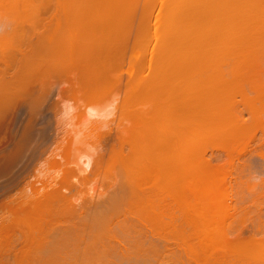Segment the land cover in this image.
Segmentation results:
<instances>
[{
  "label": "bare ground",
  "instance_id": "1",
  "mask_svg": "<svg viewBox=\"0 0 264 264\" xmlns=\"http://www.w3.org/2000/svg\"><path fill=\"white\" fill-rule=\"evenodd\" d=\"M12 1H8V6ZM95 1L91 3L95 8L93 5V8H88L87 2L82 3L84 7L87 5L83 7L85 11L74 5L73 9L64 11L69 5L64 6L62 12L65 16L61 18L68 15L66 19L60 21L56 17L58 15H52L54 20L44 23L40 15L49 10L37 6L44 11H36V5L29 1L26 13L30 17L24 16L25 24L28 22L29 25L20 29V36H27L24 34L26 31H41L37 38L39 43L34 44L35 48L43 49L42 53L38 51L37 58V55L33 56L34 50L27 59L26 56H22L25 60H21L22 57L17 59L19 56H16L15 49L19 52L18 44L22 46L25 42L17 37L18 27L17 30L13 28L16 31L13 35L15 31L10 35L6 33L8 36L4 34L5 37L1 33L0 264H264V259L255 256L258 252H252L264 249V229H261L264 228V217L261 216L264 202L258 199L264 195V180L260 185L249 183L246 186L241 178L245 169L243 163L248 157L250 161L257 157L264 162V72L254 67L260 64L256 56H261L260 49L264 47L262 41L259 44L264 35V0H164L160 8L166 17L163 15L164 21L158 14L160 19L157 18L156 23L154 51L148 59L143 58L144 51H141L139 58L143 59L141 65L144 69L153 63L156 64L150 68H155L140 84L134 71L136 85L132 87L133 100L128 98L132 104L128 106L130 111L122 112L128 125L122 135H100L104 138L100 137L103 152H94L97 158L93 153H79L81 155L74 162L78 170H65L66 164L61 162L64 179L58 190H54L58 183H53L51 192L47 188L38 189L49 191L44 195L41 191L43 196L40 191L30 188L21 203L10 199V193L33 166H38L39 163H35L51 142L49 109L55 111L57 104L62 102L63 111L59 107L58 114L67 118L74 112L72 102L63 100L66 93L73 90L81 93L83 115L85 113L90 120L100 117L104 121V115H110L113 110L112 102L111 106L104 102L103 92L106 85V89H112L119 80L112 78L116 83L109 81L110 86L114 85L109 88V70L113 72L117 67L112 64V70L108 64L109 60L115 59L121 63L122 57L126 56L121 53L127 52L128 43L127 47L123 44L119 48L117 44L127 41L125 37L131 30L124 31L129 23L123 21L128 19L129 22L134 15L130 19L125 16L129 14L125 12L131 7L130 2L124 5L128 7L124 11L127 19L124 13L118 12L122 7H118L119 18H124H121L122 24H127L124 30H120L119 19L116 18L117 24L116 20L113 22L117 13L113 15V11L108 12L110 6L108 10L105 6L109 0L105 3L98 0L102 5ZM106 12L111 13V21L107 14L103 18ZM35 16L41 22L35 21ZM16 18L19 20V16ZM21 18L20 22H24ZM112 22L117 25L116 31ZM119 31H124V35L127 32L125 40L119 37ZM117 37L118 42L115 40ZM136 40L134 38L138 44L142 42H138V37ZM31 41L32 38L27 42ZM134 42L131 54H135L137 43ZM255 48H259L260 54H255ZM143 49L147 51L146 47ZM137 55L130 57L137 60ZM43 58H52V64L48 63L52 75L60 71V67L65 68L64 78L69 85L66 90L56 86L58 91L53 93L47 89L44 93L43 82L39 80L42 86L36 85L38 78L35 81L34 75L42 71L43 68L39 70L37 66L40 67ZM204 59L214 61V66L216 61L227 65L234 62V65L229 71L217 66L213 69L205 66L209 71H203ZM22 61L29 70L24 74L20 66ZM36 61L39 62L37 66ZM116 61H113L114 65ZM198 61L202 62L201 70L195 66ZM133 64L130 65L129 59V66L141 67ZM34 65L37 72L31 70ZM44 67L46 69L42 72L47 71V66ZM52 98L62 101L54 99L57 103L49 105L51 108L46 112L47 108L46 111L42 109L43 101ZM54 113L57 115L56 111ZM75 135L78 136V132ZM79 137L75 139L76 144ZM258 137L260 145L258 149L253 146L256 148L253 150L251 146L256 144ZM51 148L53 152L58 149ZM215 151L223 153L225 159L218 156L219 153L215 156ZM57 153L56 157L63 159ZM43 160L45 163L48 159ZM237 161L240 167L236 165ZM52 163L48 165L53 166ZM259 165L264 170V164ZM53 168L57 169L56 165ZM37 171L40 172L39 169ZM60 171L62 173L63 169ZM78 171L87 175L80 177ZM101 175L107 181L106 189L102 188L104 191L98 192L92 187L87 192L83 189L90 185L91 177ZM246 193L249 198L244 197ZM246 199H249L252 209L240 206ZM9 200L14 202L13 205H9ZM249 214L257 219V222L252 220L257 226H253L255 229L248 238L243 236L238 226L236 230L233 228L236 225L234 221L226 223L234 218L237 224H243ZM243 215H247L246 218ZM14 233L18 235L16 244L13 240L12 245L8 235L12 239L15 238ZM248 246L255 249L245 255L247 251H242L244 248L249 250Z\"/></svg>",
  "mask_w": 264,
  "mask_h": 264
},
{
  "label": "rangeland",
  "instance_id": "2",
  "mask_svg": "<svg viewBox=\"0 0 264 264\" xmlns=\"http://www.w3.org/2000/svg\"><path fill=\"white\" fill-rule=\"evenodd\" d=\"M8 1L9 0H0V36H1V33L4 35H7L6 33H8V35H10V33H12V31H15V30H17V27H18V30H17V33L19 32V35L17 36V35H14V38H17V37H19L21 40L23 39L26 43H28L27 41H30L31 40V38H32V40L33 41H31V42H29L28 44H27V46H26V43L25 42H23L24 44L22 45V46H20V43L18 44V46L17 47H19V49L17 48V50L19 51V52H17L16 51V49H15V52L16 53H18L16 56H19V57H17V59L19 60V59H21L20 57H22V56H26V59H27V57L28 56H30L31 54L30 53H32V54H34V52L36 51V53H35V55H33V56H36L35 58H37V57H39L38 56V53L41 51V50H43L42 48L39 50V48H35L34 47V44L36 45L37 43H39V41L40 40H38L37 41V38H39V35H40V32L41 31H39L38 33H37V31H33V32H24V34L26 33V35L27 36H23V37H26V39L25 38H23V37H21L20 36V29H22V28H28V22H26V24H25V15L27 14L26 13V4L29 2V1H31L30 2V4H32V5H36L35 7V9H36V11L37 10H42V11H48L49 10V12L47 13H45L43 16L42 15H40V17L42 18V23H44V22H50L51 21V19H53L52 18V15H54V16H56V15H58V16H56L57 17V19L58 20H60V21H63V19H66L67 17H68V15H67V17H65V18H61L62 17V15H63V17L65 16L64 15V13L65 12H62L64 9L62 8V7H64V6H68L64 11H69V10H71V9H73L74 7H79L81 10L83 9L84 10V8L85 7H87V5H85V7H84V4H82V3H88V8H90L92 5L94 6L95 4H91L92 3V1L90 0V2H89V0L87 1V0H84V2L81 0L80 2H79V0H77V1H75V0H73V1H75L74 3H72V0H25V2H24V0H16V4H14L15 3V0H13L10 4L11 5H15V6H11L10 4V6H8ZM32 1L34 2V3H32ZM49 1H51V2H49ZM95 1V0H94ZM97 1V2H96ZM95 1V3H99L98 2V0H96ZM102 1H104V3L107 1V0H102ZM115 1H117V2H115ZM124 2H122V0H109V2H107L108 3V5H107V3H105L106 5V7H107V10H108V8H109V6H110V9H109V11L108 12H111V11H113V15L114 14H116V16H115V19L114 18H112V19H114V21L113 22H115V20H116V18H117V20L119 19L121 22H119V20H118V25H120V23H121V26H120V30L122 29V30H124L126 27H128V29H125L124 31H130L129 32V35L127 34V37H125V35H126V33L127 32H125V35H124V31H119L120 32V35H119V37L121 36L122 37V39L123 40H125L124 39V37L126 38V42L125 41H122L121 42V44H120V41H119V39H118V37L117 38H115V40L118 42V48L120 47V46H123V44H124V46L126 45V47H127V44L126 43H128V45H129V48H128V50H127V52H125V50L126 49H124V52L125 53H121V55L122 56H124V54H126V56L125 57H122V59H121V57H120V62L121 63H119L118 61H116V59L115 60H109V66H110V69H112V64H113V67L115 68V67H117V69L116 70H119V71H117L116 72V70H113V72L111 71V70H109L110 72H109V75H110V73H111V75H114V73H117V75H119L120 77H118L117 75V77L115 76H111L110 75V79H108V84H109V81H110V83H112L113 81V83L115 84L116 83V81L115 80H113L112 78H114V79H118L119 80V82L117 83V84H115V87H113L114 85L112 84L111 86H110V84H109V88H112V89H106V87H108V85H106V87H104V94H103V99H104V102L105 103H108V104H110V102H112V105H113V110H112V112H111V114L110 115H108V114H106V116L104 115V117H105V119H104V121H101V120H103V119H100V117H99V119H97V118H93V120H90L86 115H85V113H84V115L86 116H84L83 115V112H84V110H82V109H84V108H81V106L83 105L81 102H80V98H81V96H80V92H78L77 91V89H76V91L77 92H75L73 89V91L72 92H74V93H72V92H70L69 94H67L66 93V95L63 97V100H67V102L69 101V103H71L72 102V106L74 107V112L71 114V116H68L67 118H65L66 116H63V115H60V114H58L59 112V110H60V108L62 109L63 107H61L62 105H61V99L59 100V99H56V98H52V100H47L46 99V101H43V108L42 109H44L45 111H46V108H47V111L46 112H48V108H51V107H48L49 105H55L54 104V102H56L55 100H57V101H60L61 103H58L57 104V106H56V109H55V111L57 112L56 114L57 115H55V111L54 110H52V109H49V114L51 113V115H50V118L48 117V115H46L49 119H50V121H49V123L51 122V120H52V130H50V136H51V142H50V144L47 146V148H46V150L44 151V155L43 156H41L40 157V159L35 163V164H38V166H36L35 165V167L33 166L30 170V173L28 172L27 174H26V176L24 177L25 179H22L21 180V182H20V184L17 186V187H15L14 188V191H12L11 193H10V195H11V200H15V199H17V202H20V201H23L24 199H25V196H28V194H29V192L30 191H28V190H30V188L32 189V190H38V189H41V188H47V190H50V189H54V184L53 183H58V184H56L55 186V189L54 190H58V187H60L59 186V184H60V182H62V180L64 179V168H65V170H66V168H68L67 170H72V169H76V170H78L77 168H78V166L74 163L76 160H78V156L79 155H81L82 154V152H89V153H93V154H95V156H96V154L97 153H94V152H96V151H98L99 152V154L101 153V152H103V149H102V145H101V142H102V139L100 138V137H102V136H104V137H111V136H113V137H117V136H119V135H122V132L123 131H125V128L128 126L127 125V122H126V120H124V115H122L123 113L122 112H124L125 114H126V112L127 111H130V109H129V105H132L131 104V102L129 103L128 101L130 100V98H131V100L130 101H132L133 100V96H132V94H131V92L133 91V88L132 87H134L135 85H136V81L140 84L141 82H142V80L144 81V78H147L148 76H149V73H153L152 72V70H154V68L152 69V68H150V66H152L153 67V64H156V63H153V64H146L147 66H148V68H147V66H145V69H144V67L141 65V61L143 60V59H139V58H141V56H142V54H143V58L144 59H148V57L150 56V53L152 52V50L154 51V49L153 48H155V44H157L156 43V37H155V29L158 27V26H156V23H157V21H158V19H160L159 18V16H161V19H163L164 21H165V18H163V15L165 14V12H163L162 10H161V8H160V6L162 5V2H164V0H123ZM132 1V2H131ZM156 1V2H155ZM19 2V3H18ZM56 2V3H55ZM69 4H68V3ZM115 2V3H114ZM118 2H120V3H118ZM127 2H130V5H131V7H127L129 10H127V8L124 6V5H126L125 3H127ZM133 2H134V4H133ZM91 5H90V4ZM94 3V2H93ZM123 3V5L121 6L120 4H122ZM150 3H151V5H150ZM18 4V6H16ZM65 4H67V5H65ZM78 4V5H77ZM100 5H102L101 4V2L99 3ZM112 4H114V6L112 5ZM74 5V7L72 8V6ZM77 5V6H76ZM83 5V6H82ZM97 5V4H96ZM99 5V6H100ZM104 5V4H103ZM129 5V4H128ZM129 5V6H130ZM21 6V7H20ZM37 6L38 7H41V8H44V10L43 9H41V8H39V9H37ZM50 6V7H49ZM61 6V7H60ZM82 6V7H81ZM93 6H92V8H93ZM105 6L103 7V8H105ZM115 6H117V8L115 7ZM120 6V9H121V7H122V9L120 10L118 7ZM18 7V8H17ZM84 7V8H83ZM97 8H98V6H96ZM113 7V9L111 10V8ZM156 7V8H155ZM12 8H13V10H12ZM50 8V9H49ZM91 8V9H92ZM94 8H95V6H94ZM101 8H102V6H101ZM123 8H126V9H124L123 10ZM130 8H131V10H132V12L130 13ZM149 8V9H148ZM46 9H48V10H46ZM54 9V10H53ZM106 9V8H105ZM116 9V10H115ZM149 10V12L148 13H151V14H149L148 15V13H147V11ZM17 10H18V12H17ZM86 10V9H85ZM84 10V11H85ZM117 10H120V11H118V12H121V13H124V11L125 10H127V12H125V13H129L128 15H129V17H128V15H125V13L123 14V16L125 15L127 18H133L132 20H129V22H128V19L124 16V18H126L127 19V21H123V22H125V23H129V26L127 25V24H122L123 22H122V19H124V18H119L120 16H121V13H120V15L118 16V12H117ZM122 10H123V12H122ZM151 10V11H150ZM24 11V12H23ZM41 11V12H42ZM57 11H59V12H57ZM116 11V12H115ZM145 11H146V13H147V15L145 16ZM17 12V13H16ZM63 14H62V13ZM142 12H144V13H142ZM164 14H163V13ZM16 13V15H17V17L19 16V20H18V18H16V15L14 16V14ZM25 13V14H24ZM55 13V14H54ZM57 13H59V14H57ZM141 13V14H140ZM161 13V14H160ZM106 14H107V12L104 14V17L103 18H106ZM143 14V15H142ZM158 14H159V16H158ZM28 15V14H27ZM109 15L111 16V13H109V14H107V17L108 18H110L109 17ZM131 15H134V16H131ZM20 16H22L23 18H21V21H23L22 19H24V22H20ZM25 16V17H24ZM101 16H103V14L101 15ZM131 16V17H130ZM145 16V17H144ZM148 16V17H147ZM28 17H30L29 15H28ZM32 17V16H31ZM61 19H60V18ZM147 17V18H146ZM164 17H166L165 15H164ZM35 18V21L37 20H39L40 22H41V20H40V18L38 19V17H34ZM158 18V19H157ZM168 18V17H167ZM13 19V20H12ZM31 19V18H30ZM30 19H29V21H30ZM17 20V21H16ZM27 20H28V18H27ZM26 20V21H27ZM54 20V19H53ZM117 20H116V24H117ZM135 20H136V22H135ZM13 21H15V22H13ZM110 21H111V18H110ZM147 21V22H146ZM17 22V23H16ZM19 22V23H18ZM113 22H112V25L114 26V24H113ZM142 22V23H141ZM8 23V25H6ZM132 23H134L135 24V27H134V25L132 24ZM28 24V25H27ZM141 26H140V25ZM145 24V25H144ZM159 24V23H158ZM125 25H127L126 27H124ZM132 25V26H131ZM139 25V26H138ZM147 25V26H146ZM10 26V27H9ZM122 26H123V28H122ZM146 26V27H145ZM6 27H8V28H6ZM30 27V26H29ZM115 27V31H116V27H117V25H115L114 26ZM113 27V28H114ZM137 27H138V29H137ZM9 28H11V31H9ZM13 28L15 29V30H13ZM8 29V30H7ZM133 29V30H132ZM143 29H146V30H144L143 31ZM165 29V28H164ZM211 30V29H210ZM148 31V32H147ZM21 32H22V30H21ZM123 32V33H122ZM133 32V33H132ZM14 33H16V31L15 32H13L11 35H13ZM28 33H32V34H29L30 35V39L28 38ZM36 33H37V35H36ZM117 33H118V31H117ZM121 33L124 35H121ZM139 33V34H138ZM142 33H143V35H142ZM150 33H151V35H150ZM34 34L36 35V36H34ZM39 34V35H38ZM119 34V33H118ZM2 35V36H3ZM5 35H4V37H5ZM7 35V36H8ZM135 35H137V36H135ZM2 36H1V38H2ZM6 36V37H7ZM17 36V37H16ZM34 36V37H33ZM113 36H114V33H113ZM128 36H130V38H128ZM135 36V37H134ZM116 37V36H115ZM120 37V38H121ZM136 37H138V42H139V40L140 41H142V42H139V44L136 42L137 40H136ZM148 37H149V39H148ZM154 37V38H153ZM261 37V36H260ZM11 38H13L12 36H11ZM134 38H135V42L137 43V45L135 46V49L137 48V50H135L134 49V52H135V54L134 53H132L131 54V51L133 52V47H132V45H133V42H134ZM141 38H142V40H141ZM263 38V39H262ZM262 38H260V39H262V40H260L259 41V44L261 45V41H262V45H263V43H264V35H263V37ZM118 39V40H117ZM121 39V40H122ZM144 39H147V40H145L144 41ZM22 40V41H23ZM27 40V41H26ZM129 40H130V42H129ZM36 42V43H35ZM134 42V43H135ZM144 42V43H143ZM147 42H149L148 43V45H147ZM152 42V43H151ZM33 43V44H32ZM142 43V44H141ZM32 44V45H31ZM258 44V45H259ZM17 45V44H16ZM142 45V46H141ZM146 45V46H145ZM30 46H32L31 47V49H30ZM264 46V45H263ZM263 46H257V47H263ZM29 47V48H28ZM42 47V46H41ZM147 48V51H146V49L144 50L143 48ZM149 47V48H148ZM125 48V47H124ZM142 48V49H141ZM30 49V50H29ZM38 49V50H37ZM21 50V51H20ZM35 50V51H34ZM257 50H258V52H257ZM262 50V51H261ZM34 51V52H33ZM39 51V52H38ZM136 51H138V52H136ZM141 51H144L142 54H141ZM255 54L257 53V54H260L261 53V56L259 57V56H256V57H258V60H260L259 62H260V64L259 65H257L258 64V60H256V63H255V65H257V66H254L255 68H256V70H259V72H264V47L262 48V49H260V51H259V48H255ZM27 52V53H26ZM122 52V51H121ZM260 52V53H259ZM22 53H23V55H22ZM28 53H29V55H28ZM40 53H42V51L40 52ZM147 53V54H146ZM120 54V53H119ZM136 54H138L137 56H136V58H137V60L134 58L133 59V57H132V59H131V57L130 56H132V55H136ZM21 55V56H20ZM39 55H41V54H39ZM140 55V56H139ZM263 57V58H262ZM24 57H22V59L21 60H25V58L23 59ZM115 57L113 56V59H114ZM119 58V57H118ZM118 58H117V60H118ZM124 58V59H123ZM260 58V59H259ZM44 59V60H43ZM42 60H41V64H40V67H38L37 65H39V62H37L36 61V66H37V69L39 68V70H40V68L42 69H46L44 66H47V71L46 72H42L43 71V69H42V73H41V79L38 77V76H40V73H36L35 75H34V77H35V81H36V77L38 78V81L37 82H35L36 83V85L38 84V86L40 87V86H42V87H44V85H45V89L43 88V91H44V93L47 91V89H50V90H52L53 91V93H54V90H57L58 88L57 87H60L61 89L62 88H64L65 90H66V88H68V86L69 85H67V83L65 82L66 81V78H64V73H63V70L65 69V68H61L60 67V71H56V72H54L53 73V75H52V73L50 72V68H48V65H49V67H50V64H48V63H50L51 62V64H52V58L51 59H49V58H43ZM48 59H49V62H48ZM129 59H130V65H132V63H134L133 65L135 66V64L137 63V66L139 67V65L141 66V67H139V69H140V71H139V69H137V67H133V66H129ZM122 60L124 61V63L122 62ZM39 61V60H38ZM116 61V65H117V63H119V65L118 66H116V65H114V62ZM200 61H202V60H200ZM204 61L205 62H203V65L201 66L202 67V69H203V71L205 70V71H209V69H205V66L207 67H209L210 69H213L214 67H216L217 66V68H219L220 69V67H221V69L223 68L224 69V71H229V68H231V66L232 65H234V62L232 63L231 62V64H228L230 67H227L228 65L226 64V63H222L221 61V63L222 64H220V62H218V61H216V63H217V65L216 66H214L213 65V62H212V60H210V59H204ZM223 61V60H222ZM225 61V60H224ZM223 61V62H224ZM24 62V63H23ZM108 62V61H107ZM113 62V63H112ZM229 62V61H228ZM46 63V64H45ZM195 63H197V61L195 62ZM206 63V64H205ZM236 63V62H235ZM25 64V61H22V65L20 64V66H21V68H23V70L21 69V72H22V74H24V73H27L29 70H28V68H26V64ZM43 64V65H42ZM123 64L125 65V67L124 68H122L123 67ZM200 64H202V62H200L199 63V61H198V65L196 64L195 66H199V68H200V70H201V67H200ZM220 66H219V65ZM240 64V63H239ZM243 65H244V63H242ZM241 64V65H242ZM120 65H121V68H120ZM224 65H226L225 67H224ZM242 65V66H243ZM25 66V67H24ZM107 66V65H106ZM108 66V67H109ZM259 66V67H258ZM1 67V66H0ZM34 68H32L31 70L32 71H34V70H36V72H37V69H35V65L33 66ZM227 67V68H226ZM131 68V70H129ZM198 68V69H199ZM136 69V70H135ZM141 69H143V72H142V70ZM149 69V70H148ZM195 69H196V67H195ZM26 70V71H25ZM38 70V71H39ZM120 70H121V72H120ZM115 71V72H114ZM131 72V75H130V72ZM137 72L138 73V71H139V73H140V76H139V73H138V75H137V73H136V78H138L137 80H136V78L134 77V75H135V72ZM156 71V70H155ZM143 73V77H142V73ZM44 73H45V76H44ZM50 73H51V75H50ZM58 73H59V75H58ZM132 73H133V76H132ZM57 76V78H58V80H56L57 78H52L53 76ZM146 75H148V76H146ZM60 76V77H59ZM146 76V77H145ZM43 77V78H42ZM71 77V76H70ZM109 77V76H108ZM61 78V79H60ZM135 78V80H133ZM139 78H143V79H139ZM51 79V80H50ZM60 79V80H59ZM112 79V80H111ZM149 79V78H148ZM147 79V80H148ZM39 80H41V83H42V85L40 84V83H38L39 82ZM139 80V81H138ZM112 81V82H111ZM131 81V82H130ZM51 82V83H50ZM134 83V84H133ZM51 84V85H50ZM54 85V88H52V86ZM118 85V86H117ZM57 86V87H56ZM38 87V88H39ZM77 87V86H76ZM70 88V87H69ZM78 88V87H77ZM132 88V90L131 91H129L130 89ZM40 90H42L41 88H39ZM79 89V88H78ZM46 90V91H45ZM68 90V89H67ZM58 91V90H57ZM52 93V94H53ZM55 93H57L56 91H55ZM78 93V94H77ZM130 93V95L128 96V94ZM53 95H55V94H53ZM70 95V96H69ZM79 95V96H78ZM72 96V97H71ZM78 98H77V97ZM54 97V96H53ZM80 97V98H79ZM128 98H129V100H128ZM55 99V100H54ZM45 102V103H44ZM52 102V103H51ZM147 102V101H146ZM57 103V102H56ZM63 104V103H62ZM107 104V105H108ZM59 105V106H58ZM110 106H111V104H110ZM129 106V107H128ZM60 107V108H59ZM118 108V109H117ZM131 108H132V106H131ZM117 109V110H116ZM62 111H63V109H62ZM62 111H60V113L62 114ZM114 111V112H113ZM114 113V114H113ZM45 114V113H44ZM54 116H56V117H54ZM60 116V117H59ZM63 118H62V117ZM76 117H78L77 119H74V118H76ZM103 117V118H104ZM245 117L246 118H249V115H245ZM61 119H63V120H61ZM76 120V121H75ZM87 120H89V121H87ZM62 121H63V123H62ZM129 124V123H128ZM81 131V132H80ZM76 132H78V136L77 135H75V133ZM109 134V135H108ZM100 135H102V136H100ZM106 135V136H105ZM80 136V137H79ZM79 137V139H78V141L79 142H77V144H76V138H78ZM259 137H260V139H261V136L259 135ZM259 137H258V139H259ZM103 138V137H102ZM104 139V138H103ZM106 139V138H105ZM257 139V142H259L258 144H257V142H256V144L254 143L251 147H252V149L254 150H256V148L260 145V142H261V140L259 139L258 140ZM74 140H75V144H73L74 143ZM53 144H55L54 146H52ZM74 145V146H73ZM253 146L254 147H256V148H253ZM51 147H53V148H55L56 147V149H57V151L56 152H53L52 151V148ZM93 147V148H92ZM95 148H96V150H95ZM50 149V150H49ZM95 151H94V150ZM258 149V148H257ZM54 150V149H53ZM59 150V151H58ZM52 152H53V154H52ZM57 152H59L61 155L60 156H62L63 157V159L62 158H58V157H56V154H58ZM68 153V156L66 155ZM79 153H81V154H79ZM216 153H219V152H214V155L216 156ZM211 154V153H210ZM210 154H208V157H210L211 155ZM225 154V153H224ZM218 156H220L223 160L225 159V156H223V153H219V154H217ZM52 157H54L53 159H52ZM96 158H97V156H96ZM257 157H254V160L252 159L251 161H250V159H249V157L245 160V158L243 159V160H245L246 162H244L243 163V165H244V167H245V169L242 171V173H241V178H242V183L244 184V185H246L247 186V184H251V185H260V184H262L263 183V180H264V170H263V167L262 166H260L259 164H261V163H263L264 164V162L261 160V159H256ZM44 159V160H43ZM45 159L47 160H50V162L49 163H51V162H53L54 163V167H55V165H56V167H57V169L56 168H53V166L52 165H48L49 163H48V160L44 163V162H42L41 160H43V161H45ZM256 159V160H255ZM52 160V161H51ZM61 160V161H60ZM63 160V161H62ZM66 160H68L69 162H71V163H69L68 161H66ZM257 160H259V162L257 161ZM261 160V161H260ZM240 161H241V163H242V159H240ZM40 162H42L41 164H40ZM61 162H63V164H66V165H68L67 167H65L64 166V168L63 167H61ZM64 162H67V163H64ZM239 161H237V166L239 165V163H238ZM52 163V164H53ZM240 163V164H241ZM47 164V165H46ZM44 166V165H46V166H44V168L42 167V166ZM73 165V166H72ZM76 166H77V168H76ZM236 166V167H237ZM241 166H242V164H241ZM39 167H41V168H39ZM239 167H240V165H239ZM261 167H262V169H261ZM61 168L63 169V171H62V173H60L61 171ZM238 168V167H237ZM37 169H39L40 170V172H38L37 171ZM60 171V172H59ZM60 173V174H59ZM78 173H79V171H78ZM29 174V175H28ZM59 176H58V175ZM27 175H28V177H27ZM62 175V176H61ZM85 175H87V174H82V173H79V176L80 177H82V176H85ZM56 176H58V177H56ZM102 177V175L100 176V177H94L93 179H92V177H91V183H89L90 185H87L86 187H84L83 189L87 192L88 191V189H91V187L92 188H94V189H98V192H102V191H104L103 189H106L105 188V186L107 185V181H106V179H103V178H101ZM236 179V178H235ZM237 180V179H236ZM72 181H75V180H72ZM71 181V182H72ZM23 182V183H22ZM237 182H239V180L237 181ZM236 182V183H237ZM50 185H51V188H50ZM89 186V187H88ZM104 186V187H103ZM103 188V189H102ZM52 189V190H53ZM52 190H50V192L52 191ZM38 191H42L43 192V195H44V193H49V191H45V190H38ZM45 191V192H44ZM106 191V190H105ZM260 191H262L263 192V189H261ZM39 192V193H40ZM42 192L40 193V195H42ZM246 192H247V190H246ZM92 193H93V191H92ZM67 194V193H66ZM239 194V193H238ZM248 193H246V196H244V197H246V198H249V194L247 195ZM42 195V196H43ZM47 195V194H46ZM241 196V195H240ZM29 197H31V196H29ZM258 199H260L259 201L260 202H264V195H261V197H259ZM13 201H8V203H9V205H11L12 203H14ZM249 201V199L247 200H245V202L244 203H242L240 206H244L246 209H247V207L248 208H250V209H252L251 207V205H250V203L248 202ZM259 201H257V202H259ZM21 203V202H20ZM235 203V202H234ZM249 203V204H248ZM16 204V203H15ZM13 205V204H12ZM235 205H236V203H235ZM234 207V206H233ZM236 207H238V205H236ZM262 209L264 210V205L262 206ZM0 210H1V208H0ZM2 211V210H1ZM1 214H2V212H1ZM246 214V213H245ZM264 213H262L261 214V216L262 217H264V215H263ZM250 216H248V218L246 219V221L243 223L244 224V226H243V224H240V223H238L237 224V222H236V220H234V218H233V220H229L228 222H226V223H230L231 221L233 222L234 221V223L236 224V225H234V229L236 230L238 227V229H240V230H242V234H243V236L246 238H248L249 236H251V234H252V232H253V230L255 229L253 226H257L256 224H254L253 222L254 221H256L257 219H255V218H251V217H253V215L252 214H249ZM252 215V216H251ZM243 216H245V215H243ZM247 216V215H246ZM246 216H245V218H246ZM250 217V218H249ZM245 218L243 219V220H245ZM252 220H254V221H252ZM262 220H263V218H262ZM252 221V222H251ZM257 222V221H256ZM253 224V225H252ZM232 226H233V224H232ZM238 226V227H237ZM263 226V225H262ZM240 227H242V228H240ZM264 227V226H263ZM260 228V227H259ZM261 229H264V228H261ZM262 231H264V230H262ZM235 232V231H234ZM11 234V233H10ZM10 234L8 235V237H9V240H10V242H11V244L12 245H14L13 243H12V241L14 240V242H15V239L17 240V238H16V236L18 235H15V233L13 234V235H15V238L14 237H12V235H11V237H12V239L10 238ZM261 236L263 235V234H260ZM14 238V239H13ZM259 238H260V236H259ZM15 244H16V242H15ZM248 249L250 250H246V248H244L243 249V251L242 252H245V251H247V253L245 254V255H248L251 251H252V249L254 250L255 248H253V247H249L248 246ZM261 249H257L256 251L254 250V251H252V252H258V253H255V256L258 258L259 257V259L261 260H263L264 258H263V256L261 257V255L262 254H264V249H263V251H261ZM260 252V253H259ZM258 255V256H257ZM261 257V258H260Z\"/></svg>",
  "mask_w": 264,
  "mask_h": 264
}]
</instances>
